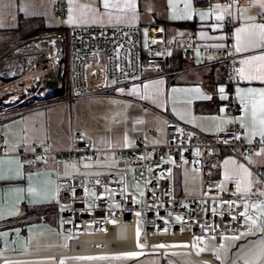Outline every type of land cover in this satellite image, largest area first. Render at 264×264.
<instances>
[{
    "label": "crops",
    "instance_id": "0c3cea01",
    "mask_svg": "<svg viewBox=\"0 0 264 264\" xmlns=\"http://www.w3.org/2000/svg\"><path fill=\"white\" fill-rule=\"evenodd\" d=\"M107 3L105 7V0H68L66 15L60 19L54 15V0H0V51L35 34L117 24H138L142 28L160 24L166 37L179 39L196 34L199 47L190 61H184L179 51L172 53L170 73L174 76H157L142 68L134 82L115 86L106 95L82 97L71 103L59 100L33 109L24 108L22 103L21 108L0 116V139L8 150L0 155V264H61L72 257L67 255L70 237L61 232L58 212L43 217L33 211L56 206L57 179L84 171L88 159L80 163L81 159L54 157L55 152L71 149L74 134L91 141L95 149L93 159L86 161L93 172L101 171L94 175L113 173L102 171L107 169L130 172L127 161L115 151L132 146L137 138L143 143L155 139L159 133L165 140L164 116L210 137L225 131L235 120L243 141L264 139L259 134L260 93L264 91V59H260L264 57V35L260 32L264 22L259 17L264 14V0H240L234 7L232 41L241 82L233 91L223 83L222 65H208V49L222 44L227 37L224 21L228 7L222 0H187V7L186 0ZM231 92L239 104L234 119L225 114ZM88 107L93 115L89 121L85 118ZM108 108L115 116L103 119L98 112ZM137 113L151 124L138 122ZM150 128L156 132L154 137L148 134ZM34 147L51 153L32 167L17 154L23 148ZM258 153L247 162L263 164L264 149ZM220 160L216 176L221 187L236 189L242 195L258 193L260 183L243 163L227 154H222Z\"/></svg>",
    "mask_w": 264,
    "mask_h": 264
},
{
    "label": "built area",
    "instance_id": "2783aa9c",
    "mask_svg": "<svg viewBox=\"0 0 264 264\" xmlns=\"http://www.w3.org/2000/svg\"><path fill=\"white\" fill-rule=\"evenodd\" d=\"M222 1L228 7L224 21L227 37L222 44L208 49V65H222L223 83L233 91L241 82L232 41L236 22L234 7L240 0ZM67 6L68 0H54V15L63 19ZM259 20L264 22V14L260 15ZM63 32L67 33L68 41L60 31L46 32L1 50L0 55H4L6 51L11 52L17 46L40 37H53L56 40V55L44 69L43 75L38 78L23 75L27 86H21L19 93L27 94L22 99V106L26 109L45 107L59 100L71 103L82 97L106 95L115 86L134 82L142 68L151 70L157 76H174L175 73H170L172 53L179 51L184 61H190L199 47L196 34L180 39L166 37L160 24H150L144 28L138 24L76 26L68 27ZM54 73H58V77ZM49 81L56 83L59 89L57 96H51L53 90L46 86ZM42 91L47 95L45 100L39 96ZM12 110L2 108L0 116ZM238 113L239 104L231 92L225 114L234 119ZM164 117L167 124L163 143L145 144L137 138L132 146L115 151L120 159L127 161L132 181L141 185L142 204L135 202L134 192L128 191L125 180L114 173L76 175L56 180V206L61 232L70 237L68 256L156 252L162 257L165 252L182 250L203 264H220L210 253L196 255L192 248L193 240L196 239L201 245V238L210 237L220 244L225 236L250 231L241 213L250 215L255 203L264 206V195H261L264 192V163L252 165L247 159L264 149V139L243 141L238 135L239 127L235 120L225 131L210 137L178 123L172 117ZM148 134L154 137L156 132L150 128ZM7 151L5 142L0 139V155H5ZM50 153L47 149L34 147L21 149L17 156L34 167L38 160ZM222 154L243 163L255 175L260 183L258 193L242 195L236 189L221 187L216 173L221 166ZM94 155L91 141L81 140L78 134L73 135L70 150L54 153L55 158L75 160H90ZM185 161L192 163V167L199 172L198 195L175 193L174 171ZM245 205H248L247 209ZM177 217L181 220H177ZM139 219L143 222L144 232V246L141 248L135 244V228ZM127 226L132 229L134 248L120 252L80 251L89 247L83 244V239L107 236L113 230ZM161 264L168 263L161 258ZM232 264L242 263L234 261Z\"/></svg>",
    "mask_w": 264,
    "mask_h": 264
},
{
    "label": "rangeland",
    "instance_id": "374dc122",
    "mask_svg": "<svg viewBox=\"0 0 264 264\" xmlns=\"http://www.w3.org/2000/svg\"><path fill=\"white\" fill-rule=\"evenodd\" d=\"M60 32L64 35L65 40L68 41L67 33L63 31ZM26 95L27 94L22 92L19 93V89L17 88L2 90L0 92V109H5L6 107L13 110L19 109V105L23 103L22 99ZM39 96L42 100L47 99V95L44 91L40 92ZM29 101L30 99L27 100V102ZM90 108L91 107H88L87 115H85V118L88 121L93 118ZM98 114H100L103 119L113 118L115 116L113 115V109L110 108L101 110ZM135 119H137L138 122H145L147 125L151 124L148 119L142 120L138 113L135 115ZM161 142H164L161 133H159L155 139H147L144 141L146 144H161ZM83 160L84 159H81L80 163H83ZM86 161L84 162V171L78 175L88 176L101 172L100 170H94L93 172L92 168L89 167L91 165ZM190 164L192 165V163ZM191 165L184 163L180 168L174 171V190L176 194L180 193L187 196L198 195L200 193L199 172L192 168ZM102 171L113 172L119 177H124L128 191H133L135 194V202L137 204H142L140 191L141 185L132 181L129 171H127L126 174L113 171V169L111 171H109V169ZM255 204L261 205L260 203ZM248 216H251L252 219H257L260 217V209L253 208ZM244 223L250 226L249 223H246V217L244 218ZM259 223L260 221L258 220V225ZM137 231H139V237L137 236ZM143 236V222L139 219L135 228V244L138 248L144 246V243L142 242ZM232 237H237V239H232ZM199 242L201 245H198L196 239L193 240L192 248L194 253L196 255L210 253L215 256L220 264H231L236 260L240 261L242 264H264V231H261L259 226L255 228L250 226V231L248 233H240L235 236H225L222 238L220 244H216L212 238H201ZM84 257H96L98 259H82ZM161 258L166 260L168 264H203L202 262L193 259L190 253L182 250L165 252L162 257L156 252H129L108 255L76 256L63 259L61 264H161Z\"/></svg>",
    "mask_w": 264,
    "mask_h": 264
},
{
    "label": "bare ground",
    "instance_id": "6f19581e",
    "mask_svg": "<svg viewBox=\"0 0 264 264\" xmlns=\"http://www.w3.org/2000/svg\"><path fill=\"white\" fill-rule=\"evenodd\" d=\"M56 51L55 38L40 37L30 40L24 45L17 46L11 51L9 57L0 55V92L4 89L26 87L27 83L24 82L23 75L27 77L33 75L35 78L43 75L44 69L55 57ZM132 238L131 228L128 226L117 228L107 236L83 239V244H87L89 247L80 251L120 252L130 250L134 248Z\"/></svg>",
    "mask_w": 264,
    "mask_h": 264
},
{
    "label": "snow or ice",
    "instance_id": "6c2138e0",
    "mask_svg": "<svg viewBox=\"0 0 264 264\" xmlns=\"http://www.w3.org/2000/svg\"><path fill=\"white\" fill-rule=\"evenodd\" d=\"M170 3H171V0H170ZM104 6L105 7L109 6L107 3V0H105ZM187 6H188V3L186 0V7ZM201 15L203 17V14H201ZM221 18L222 17H218V19H221ZM260 32L262 35H264V26H261ZM145 36L147 37V33H145ZM249 43H251V41H249ZM260 59H264V57H260ZM173 91H175V89ZM197 91H198V89H197ZM220 91L223 92L224 89L221 88ZM260 96H261V101H260V109H259L260 110L259 134L261 135L262 138H264V91H262L260 93ZM253 119L255 120V109H254ZM262 142H264V140H262ZM258 155H259V153H258ZM249 175H251V174L249 173ZM238 187H239V185H238ZM250 189H251V182H249V184H248V190H250ZM261 195H264V192H262ZM247 208H248V205H245V209H247ZM252 208L260 209V217H258L257 219H252L251 216H247L246 212H242L241 215L246 217V223H249L251 227L255 228V227L259 226L260 230L264 231V219H261V218H264V206L254 204V205H252ZM136 215L139 216L140 213L137 212ZM176 219L181 220L180 217H177ZM233 219H235V217H233ZM258 220L260 221L259 225H258ZM113 223H115V222L113 221ZM137 236L139 237V231H137ZM232 239H237V237H232ZM159 247H165V245H159ZM82 259H98V258H96V257H84ZM99 259H103V258H99Z\"/></svg>",
    "mask_w": 264,
    "mask_h": 264
},
{
    "label": "trees",
    "instance_id": "16d2710c",
    "mask_svg": "<svg viewBox=\"0 0 264 264\" xmlns=\"http://www.w3.org/2000/svg\"><path fill=\"white\" fill-rule=\"evenodd\" d=\"M36 35V34H35ZM35 35H32V36H35ZM32 36H30V37H32ZM27 38V37H26ZM25 39V38H24ZM222 67V66H221ZM222 71H223V69H222ZM222 76H223V74H222ZM54 212H57V206H42V207H37V208H35L34 209V211H33V213L35 214V215H39V216H46L47 215V213L49 214V213H51V214H53Z\"/></svg>",
    "mask_w": 264,
    "mask_h": 264
},
{
    "label": "water",
    "instance_id": "95a60500",
    "mask_svg": "<svg viewBox=\"0 0 264 264\" xmlns=\"http://www.w3.org/2000/svg\"><path fill=\"white\" fill-rule=\"evenodd\" d=\"M10 55H11V52H9V51H6L4 53V56H6V57H9ZM54 75H55V77H58V73H54ZM46 86L49 89L53 90V93L51 94V96H57L59 94V89L57 88L56 83L54 81L47 82Z\"/></svg>",
    "mask_w": 264,
    "mask_h": 264
}]
</instances>
